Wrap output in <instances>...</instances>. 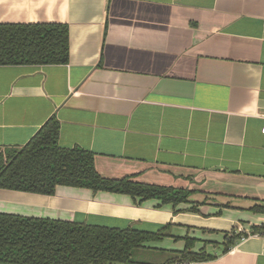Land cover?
Wrapping results in <instances>:
<instances>
[{
    "label": "crops",
    "instance_id": "crops-1",
    "mask_svg": "<svg viewBox=\"0 0 264 264\" xmlns=\"http://www.w3.org/2000/svg\"><path fill=\"white\" fill-rule=\"evenodd\" d=\"M5 23L68 24L70 59L0 65V146L55 116L60 146L92 152L102 176L191 194L0 188V212L164 232L137 264H264V0H0Z\"/></svg>",
    "mask_w": 264,
    "mask_h": 264
},
{
    "label": "trees",
    "instance_id": "trees-1",
    "mask_svg": "<svg viewBox=\"0 0 264 264\" xmlns=\"http://www.w3.org/2000/svg\"><path fill=\"white\" fill-rule=\"evenodd\" d=\"M69 59L68 24H0V65L67 64ZM59 136L60 122L53 116L26 145L0 146V188L54 195L61 185L123 193L141 200L157 198L175 205L188 201L191 191L187 189L142 183L131 177L102 176L92 152L81 147L64 148ZM164 235L0 212V262L137 264V250ZM243 236H231L225 251ZM210 258L205 253L182 251L166 264Z\"/></svg>",
    "mask_w": 264,
    "mask_h": 264
},
{
    "label": "built area",
    "instance_id": "built-area-1",
    "mask_svg": "<svg viewBox=\"0 0 264 264\" xmlns=\"http://www.w3.org/2000/svg\"><path fill=\"white\" fill-rule=\"evenodd\" d=\"M261 132H262V134H264V124L262 126ZM174 264H193V262H191V261H184V262H176Z\"/></svg>",
    "mask_w": 264,
    "mask_h": 264
},
{
    "label": "rangeland",
    "instance_id": "rangeland-1",
    "mask_svg": "<svg viewBox=\"0 0 264 264\" xmlns=\"http://www.w3.org/2000/svg\"><path fill=\"white\" fill-rule=\"evenodd\" d=\"M136 255V254H135ZM136 258H138V256L136 255Z\"/></svg>",
    "mask_w": 264,
    "mask_h": 264
}]
</instances>
